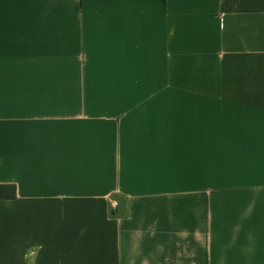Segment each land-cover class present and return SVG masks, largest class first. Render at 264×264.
I'll return each instance as SVG.
<instances>
[{
    "label": "crops",
    "instance_id": "crops-1",
    "mask_svg": "<svg viewBox=\"0 0 264 264\" xmlns=\"http://www.w3.org/2000/svg\"><path fill=\"white\" fill-rule=\"evenodd\" d=\"M0 69H71L0 82V264H264V0H0Z\"/></svg>",
    "mask_w": 264,
    "mask_h": 264
},
{
    "label": "rangeland",
    "instance_id": "rangeland-1",
    "mask_svg": "<svg viewBox=\"0 0 264 264\" xmlns=\"http://www.w3.org/2000/svg\"><path fill=\"white\" fill-rule=\"evenodd\" d=\"M71 69H0V82L44 83L71 81Z\"/></svg>",
    "mask_w": 264,
    "mask_h": 264
},
{
    "label": "trees",
    "instance_id": "trees-1",
    "mask_svg": "<svg viewBox=\"0 0 264 264\" xmlns=\"http://www.w3.org/2000/svg\"><path fill=\"white\" fill-rule=\"evenodd\" d=\"M16 196V187L12 184L0 185V200L12 199Z\"/></svg>",
    "mask_w": 264,
    "mask_h": 264
},
{
    "label": "water",
    "instance_id": "water-1",
    "mask_svg": "<svg viewBox=\"0 0 264 264\" xmlns=\"http://www.w3.org/2000/svg\"><path fill=\"white\" fill-rule=\"evenodd\" d=\"M124 204H125V200H124L123 197H121L120 200H119V209L121 211L125 210V205Z\"/></svg>",
    "mask_w": 264,
    "mask_h": 264
}]
</instances>
